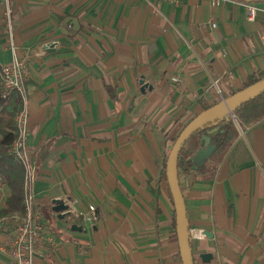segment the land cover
I'll return each instance as SVG.
<instances>
[{
  "label": "crops",
  "instance_id": "1",
  "mask_svg": "<svg viewBox=\"0 0 264 264\" xmlns=\"http://www.w3.org/2000/svg\"><path fill=\"white\" fill-rule=\"evenodd\" d=\"M0 44V64L31 53L27 193L59 240L32 264H182L166 134L264 71V13L248 20L243 0H0ZM179 180L195 264H264V117L210 178ZM9 194L0 184V209ZM63 196L95 220L61 217Z\"/></svg>",
  "mask_w": 264,
  "mask_h": 264
},
{
  "label": "built area",
  "instance_id": "2",
  "mask_svg": "<svg viewBox=\"0 0 264 264\" xmlns=\"http://www.w3.org/2000/svg\"><path fill=\"white\" fill-rule=\"evenodd\" d=\"M174 4L178 0H172ZM212 6L224 5L228 0H209ZM247 19L254 20L257 13H264V2L252 3L246 2ZM5 27L3 31L7 34L8 42L11 41V26L8 11H4ZM216 24L212 19H208L201 25ZM11 45V44H9ZM3 46L0 44V49ZM39 52H42L39 49ZM30 52L26 51L22 56L13 57L9 62L0 64V83L2 86V97L10 98L14 94H18L21 103L16 109L13 117L15 138L10 145L9 153L16 161L22 163L26 168L24 179V189L27 191L28 174H27V150L26 138L28 136V120L25 108L24 82L29 77V58ZM173 82L177 83L178 78L173 77ZM217 92H220L217 81H213ZM235 127L238 131L241 126L233 112L229 113ZM67 206V213L74 220L81 219L85 225L95 220V207L89 205L86 212H80L77 209L76 200L72 197L63 196L60 198ZM33 196L26 193L24 199V209L20 213H6L0 215V233L4 235V240L0 241V252H7L10 261L9 264H32L33 258L40 255L44 251L55 247L59 240L53 234L49 233L46 224L42 221L40 210L32 204ZM203 235V234H202ZM192 233L190 232V237Z\"/></svg>",
  "mask_w": 264,
  "mask_h": 264
},
{
  "label": "trees",
  "instance_id": "3",
  "mask_svg": "<svg viewBox=\"0 0 264 264\" xmlns=\"http://www.w3.org/2000/svg\"><path fill=\"white\" fill-rule=\"evenodd\" d=\"M262 78H264V71L251 74L246 78L241 88ZM20 103L21 98L18 94H14L10 98H3L0 83V184L5 185L10 191L5 201L6 206L0 209V215L22 212L24 209L25 195L27 193L24 189L26 168L22 163L13 159L9 153L10 145L15 138L13 117ZM215 103L217 102L205 105L203 109ZM232 112L235 114L240 126L251 124L264 117V92ZM183 127V125L181 126L175 122L171 129L167 131L166 135L174 142ZM237 136L238 130L228 115L198 128L190 134L180 148L178 154L179 175H183V180H187L191 172L203 174L204 177L210 178L219 160ZM203 137H208L210 144H213L215 147L208 156L203 157L199 162H195L193 160L194 155L201 148L205 147ZM165 163L166 158L162 166L163 171H165Z\"/></svg>",
  "mask_w": 264,
  "mask_h": 264
},
{
  "label": "water",
  "instance_id": "4",
  "mask_svg": "<svg viewBox=\"0 0 264 264\" xmlns=\"http://www.w3.org/2000/svg\"><path fill=\"white\" fill-rule=\"evenodd\" d=\"M252 3H261L264 0H243ZM53 46L52 43L45 46V49L50 50ZM147 85H143L142 89ZM264 92V78L243 87L228 97L221 99L219 102L203 109L197 115H195L189 122H187L181 129L177 138L172 143V146L168 152L166 163H165V174L168 183L174 215H175V232L178 242L179 255L182 264H194L193 256L190 248V231L188 227V220L186 216L185 202L180 187L179 173H178V154L180 148L190 136L191 133L196 131L198 128L206 125L210 122H214L217 119L224 117L241 107L245 103L251 101L255 96ZM205 147L201 148L193 157L195 162H199L203 157H206L214 149V145L210 144L208 137H203ZM52 210L58 212L61 217L67 215V206L62 199L57 198L52 201ZM72 230L80 231L81 226L73 224L71 225ZM204 235L209 237L207 231H204ZM203 259H207V254H202Z\"/></svg>",
  "mask_w": 264,
  "mask_h": 264
},
{
  "label": "rangeland",
  "instance_id": "5",
  "mask_svg": "<svg viewBox=\"0 0 264 264\" xmlns=\"http://www.w3.org/2000/svg\"><path fill=\"white\" fill-rule=\"evenodd\" d=\"M241 128V127H240Z\"/></svg>",
  "mask_w": 264,
  "mask_h": 264
}]
</instances>
